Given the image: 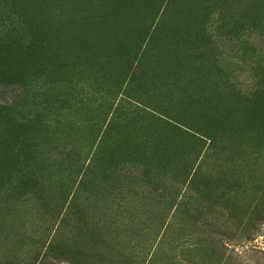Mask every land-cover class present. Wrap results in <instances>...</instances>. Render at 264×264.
<instances>
[{
    "label": "rangeland",
    "instance_id": "obj_1",
    "mask_svg": "<svg viewBox=\"0 0 264 264\" xmlns=\"http://www.w3.org/2000/svg\"><path fill=\"white\" fill-rule=\"evenodd\" d=\"M0 53V264H264V0H0Z\"/></svg>",
    "mask_w": 264,
    "mask_h": 264
},
{
    "label": "trees",
    "instance_id": "obj_2",
    "mask_svg": "<svg viewBox=\"0 0 264 264\" xmlns=\"http://www.w3.org/2000/svg\"><path fill=\"white\" fill-rule=\"evenodd\" d=\"M4 58H5V57H4L3 55H1V53H0V62H1V63L4 62ZM18 65H19V64H18ZM18 65H17V67H18ZM17 67H16V69H17Z\"/></svg>",
    "mask_w": 264,
    "mask_h": 264
}]
</instances>
